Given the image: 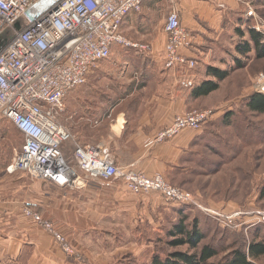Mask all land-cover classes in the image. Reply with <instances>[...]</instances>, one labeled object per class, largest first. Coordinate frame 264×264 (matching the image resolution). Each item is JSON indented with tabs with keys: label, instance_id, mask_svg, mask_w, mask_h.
I'll list each match as a JSON object with an SVG mask.
<instances>
[{
	"label": "rangeland",
	"instance_id": "374dc122",
	"mask_svg": "<svg viewBox=\"0 0 264 264\" xmlns=\"http://www.w3.org/2000/svg\"><path fill=\"white\" fill-rule=\"evenodd\" d=\"M236 3L238 4L239 20L234 18L236 28L230 33L231 37L226 38L227 46L231 45V48H228L221 63L219 64V58L223 55L218 49L212 52V57L208 58L209 60H204L201 56L195 58L192 55L195 41L191 38L192 46L188 55L194 60L195 66L192 69H179L182 77L178 78L177 84L183 91V89H190L200 82L203 79L201 75L208 66L221 69L234 68L233 56L243 62L242 68L233 70L228 79L220 83V88L217 91L198 102L189 103L193 108L186 111H212V116L199 129H204L207 133L208 153L203 150V160L200 162V159H197L193 163V168L200 163L206 167L203 170L194 168L197 175L179 179V181L184 178L187 180L184 185L173 184L169 178L163 176L171 185L191 193L197 204L201 205V210L189 206L187 210L191 212L188 222H191L192 218H196L204 232L206 238L204 242L213 243V245L216 243L218 250L216 261L222 260L228 254L226 249L231 244L236 243L235 245L245 248L252 239L256 243L264 242V224L257 223L260 216L264 214V198H259V191L264 183V117L251 114L244 108L245 100L255 93L254 85L257 78L260 74L264 75V61H255L251 57L244 59L235 50L236 45L241 41L236 31L239 29L245 31L250 27L262 36L264 42V0H237ZM249 10H252L251 16L246 15ZM167 11L168 8H161L159 12H152L148 22L150 36L155 38L159 36V30H163ZM143 19L142 17L140 22ZM257 24L259 27H256ZM144 32V28L137 29L135 27L130 29L126 35L143 37ZM214 37L216 38L218 35L215 34ZM126 38L130 40L128 37ZM210 40L207 34H201L200 43L202 46L210 44ZM219 41L223 42L222 36L218 37L217 42ZM127 49L116 45L112 49L110 58H128L130 61H134L131 70L137 75L141 74V62L137 60L139 56ZM151 52L152 50L148 52L149 55ZM164 58L163 51V68ZM104 63H98L96 68ZM152 67L150 66L153 70L157 69L155 65ZM96 68L88 75L84 86L70 92L68 95L70 97H65V104H73V94H79L88 88L87 82L93 78ZM112 72H121V67L113 66ZM182 78H189L191 86L187 88L181 86L180 79ZM67 115H72V113L68 111ZM228 116L230 118L226 126L224 120ZM70 133L74 137L72 132ZM76 139L78 140L75 137L71 139L72 141L66 144V148L72 151V145L77 141ZM20 149L21 143L17 139L13 140L0 133L1 203L11 201L16 197V192L12 190L14 184L12 179L9 178L10 176L4 177L3 175L6 174L5 165ZM25 180L26 182H22L24 189L20 193L25 195L17 198L20 199V207L21 209L30 208V206L37 208L39 211L34 209L33 211H37L43 220L52 223L54 228L65 237L66 244L71 249L70 255L64 253L60 244L48 234L53 245L63 253L66 264H144L156 254L161 256L165 252L173 251L167 247L165 235L166 231L179 220L174 212L177 206L166 204L157 193L152 192L144 195L131 193L134 196L143 197V202L146 205L145 211H137L135 215L129 217L110 218L109 223L104 224L99 221H103L105 214H110V212H103L100 215L96 213L98 207L101 212L103 211V203L98 205L97 202L87 198L82 200L73 191L54 184ZM93 183L112 187L123 186L120 181ZM104 203L110 206L108 202ZM90 208L95 209V215L90 211ZM112 220L114 223H111ZM224 229L230 232L224 234ZM253 234L260 236H252ZM175 250L182 251L184 249ZM255 262V264H264V255Z\"/></svg>",
	"mask_w": 264,
	"mask_h": 264
},
{
	"label": "built area",
	"instance_id": "2783aa9c",
	"mask_svg": "<svg viewBox=\"0 0 264 264\" xmlns=\"http://www.w3.org/2000/svg\"><path fill=\"white\" fill-rule=\"evenodd\" d=\"M37 0H0V34L23 18ZM144 0H60L50 12L26 22L0 51V118L10 121L24 143L5 168L8 175L23 173L32 181L64 188H83L90 182L120 181L134 195L157 193L166 204L199 208L188 191L168 183L161 174L148 176L132 167L116 165L104 143L74 144L71 159L61 151L73 139L59 123L65 97L86 83L96 65L111 56L116 45L149 52L150 46L128 40L121 25L129 13H139ZM178 0H167L163 32L166 36L164 68L192 69L189 57L192 36L182 25ZM252 15V10L247 12ZM256 27H259L257 24ZM259 31V29H257ZM254 92L264 94L260 74ZM184 88L189 78L180 79ZM212 111H190L174 117L145 146L169 141L183 130L196 131L209 120ZM31 221L71 254L65 237L52 223L29 207L21 209ZM257 223L264 224V214Z\"/></svg>",
	"mask_w": 264,
	"mask_h": 264
},
{
	"label": "crops",
	"instance_id": "0c3cea01",
	"mask_svg": "<svg viewBox=\"0 0 264 264\" xmlns=\"http://www.w3.org/2000/svg\"><path fill=\"white\" fill-rule=\"evenodd\" d=\"M236 2L237 0H178L181 23L195 41L192 51L195 58L201 56L204 60H209L212 52L218 49L223 55L219 58V64L221 63L222 57L231 48V45L227 46L226 38L231 37L230 33L236 27L234 18L239 20ZM161 8H168L167 0H144L140 12L129 13L121 25V33L132 42L141 41L150 46V60L157 69L153 70L145 65L144 73L137 75L131 70L134 61L128 58L109 57L101 61L105 63L97 66L92 82H87L88 88L79 94H73V104L64 103V112L58 120L80 142L104 143L112 152L116 165L132 167L148 176L158 173L169 178L173 184L184 185L187 180L179 179L197 175L194 168L203 170L206 167L200 163L193 168L195 160H203V150L208 153L209 139L206 131L183 130L170 141L145 146L148 140L173 121L174 116L190 109L185 93L177 84L178 78L182 77L179 69L173 71L163 68L166 41L163 30H159L157 38L149 33V18L152 12H159ZM142 17L144 19L140 22ZM135 27L144 28L145 35H126ZM203 33L211 39L206 46L200 43ZM215 34L219 38L222 36L223 42H217ZM113 66L121 67V72H112ZM68 111L72 115L68 116ZM9 129L16 134L14 129ZM18 136L22 138L20 134ZM62 151L66 158L71 157L72 151L66 148V144ZM3 176H10L12 179V190L16 192V197L5 203L0 202V264H66L63 253L53 245L50 236L21 216L20 199L17 198L25 195L20 194L24 189L22 182L29 178L23 173ZM28 181L44 183L30 179ZM65 189L78 194L82 200L87 198L98 205L103 203V211L98 207L96 213L100 215L110 212L105 214L103 221H99L104 224L109 223L110 218L129 217L146 209L143 197L132 195L123 186L88 183L83 188ZM104 202H108L110 206ZM90 211L95 215V209L90 208Z\"/></svg>",
	"mask_w": 264,
	"mask_h": 264
},
{
	"label": "trees",
	"instance_id": "16d2710c",
	"mask_svg": "<svg viewBox=\"0 0 264 264\" xmlns=\"http://www.w3.org/2000/svg\"><path fill=\"white\" fill-rule=\"evenodd\" d=\"M236 31L241 41L238 45H236L235 50L240 55V57H243L244 59H249L251 57L255 61H264V42L262 36L256 31L252 30L250 27L246 28L245 31H242L240 29ZM128 49L135 52V54L139 56L137 57V60H140L141 62V74L144 73L145 65L151 67L155 65L154 62L150 60L151 54L149 55L148 52L139 51L132 48ZM251 53H253V56H251ZM233 63L234 68L229 69H221L214 66H208L205 69L204 73L201 75L203 76V79L200 82L195 84L190 89H183V92L186 95V102L188 104L192 103L193 101L198 102L200 101V99L205 98L211 93L217 91L220 88V83L228 79L230 73L233 70L241 69L243 66V62H241V60L235 56H233ZM190 108H193V106H190ZM244 108L251 114L264 117V94L256 92L252 93L245 100ZM229 118L230 116L226 117L224 120L226 126L228 125L227 122H229ZM9 128L14 129L16 134L13 133ZM0 133L5 136L11 137L13 140L17 139L21 143V146L24 143L22 135L7 119L0 118ZM19 134L22 138H19ZM70 141L72 140H69L62 144L61 151L63 150L64 145ZM75 143L84 145L97 144L102 142L96 141L92 143H82L77 140L75 141ZM75 143H73L72 145V152L74 150ZM67 159L70 160L71 157ZM9 163H7V165L5 166L7 167ZM259 198H264V183L260 188ZM169 205L177 206V208H175V211H173L179 217L178 222L175 223L171 228H169L166 231L165 235L166 245L170 250L173 251L165 252L161 256L159 254H156L150 259L149 262L144 264H255V261L259 257H262L264 255V242L256 243L255 240L252 239L245 248L235 245L236 243L231 244L230 247L226 249L228 250V254L224 256L222 260L216 261L218 257L216 243L214 242L216 245L215 246L213 245V243L209 244L204 242L206 238L196 218H192L191 222H188V220L190 219L189 214L191 212L190 210H187L189 209V206L174 204ZM30 208L32 210L34 209L39 211L34 206H30ZM228 232L230 231H226V229H224V234ZM236 235L238 236V234ZM252 236L260 235L253 234ZM175 249L184 250L179 251Z\"/></svg>",
	"mask_w": 264,
	"mask_h": 264
},
{
	"label": "water",
	"instance_id": "95a60500",
	"mask_svg": "<svg viewBox=\"0 0 264 264\" xmlns=\"http://www.w3.org/2000/svg\"><path fill=\"white\" fill-rule=\"evenodd\" d=\"M60 0H37L26 12L23 18L17 20L12 28L5 29L0 34V51L9 43L16 32H19L26 22H33L43 14L50 12Z\"/></svg>",
	"mask_w": 264,
	"mask_h": 264
}]
</instances>
